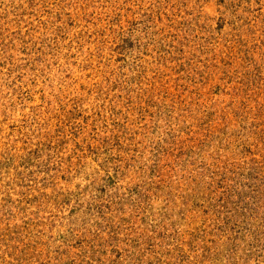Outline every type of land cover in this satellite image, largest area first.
<instances>
[{
	"label": "rangeland",
	"instance_id": "obj_1",
	"mask_svg": "<svg viewBox=\"0 0 264 264\" xmlns=\"http://www.w3.org/2000/svg\"><path fill=\"white\" fill-rule=\"evenodd\" d=\"M0 264H264V0H0Z\"/></svg>",
	"mask_w": 264,
	"mask_h": 264
}]
</instances>
